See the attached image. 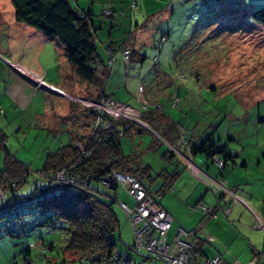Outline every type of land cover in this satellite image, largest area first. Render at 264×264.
Wrapping results in <instances>:
<instances>
[{
  "label": "rangeland",
  "instance_id": "rangeland-1",
  "mask_svg": "<svg viewBox=\"0 0 264 264\" xmlns=\"http://www.w3.org/2000/svg\"><path fill=\"white\" fill-rule=\"evenodd\" d=\"M88 1L89 4L87 0H77V5L85 8L89 5L92 8V21L97 28L95 42L105 61L108 60V56L103 41L107 40L109 33L113 37L131 34L130 40L134 43L136 54L145 55L141 62L125 61L121 52L116 51V58H111V62L107 61L109 69L114 72L106 83V94L115 101L119 99L120 103L132 101L134 106L140 101L139 95L143 93L141 84L147 93L150 91L160 94L163 90L168 92L172 89L174 100L168 101L165 108L168 113L175 116L183 114L185 117L186 111H189L188 115L196 113L204 122H210L216 113L221 127L216 132V129L210 126L207 135L216 133L213 136L214 139H218L219 133L222 141H227L233 150L236 152L240 150L237 162L245 159L247 163L245 166L237 165L226 175H229L233 181L243 184V186L237 184L239 190L244 189L262 202L264 197V26L252 20L244 10L261 7L264 5V0ZM132 2L135 4L132 5ZM111 7L118 12L124 10L125 14L115 17L104 15L103 11ZM162 36L165 38L161 39ZM57 55V52L51 55L45 51L40 59L50 71H53L56 62H59ZM170 81L171 84H168ZM125 82H134L136 85L134 88L132 85L126 87ZM38 91L40 93L38 99H42V95H44L43 100L48 97L57 98L43 89ZM159 96L160 101H163L164 96ZM185 103L188 105L182 111L180 108ZM79 104L84 107L81 106L84 110L81 111L83 115L79 113L77 118L47 116L46 126L36 124L30 116L23 114L22 109L15 114L9 112L7 118H1L0 125L7 135V147L19 160L25 162L29 170L27 180L16 189L19 195L29 196L36 186L41 190L48 187L50 182L54 183L40 173L47 153L70 142L72 137L81 139L92 133L88 123L92 121L97 107L95 105L88 107L82 102ZM200 108L203 109V113L207 111L208 116L200 113ZM52 112L62 111L54 107ZM86 117L88 121L85 127ZM228 134L233 138H229ZM124 141L127 140H123L124 144H131L129 141ZM146 141L147 139H143L142 146ZM170 149L175 150L173 145H170ZM160 165L162 166L160 160L155 158V169L158 170ZM191 168L192 172H196L193 166ZM200 178L208 184L204 177L198 179ZM123 182L126 185L131 184L127 181ZM210 185L213 190L224 189L214 182ZM174 187L176 190L179 188L177 184ZM212 189L207 191L209 200L218 196L215 195V198L210 196ZM117 194V200L113 203L120 220L119 232L116 235L117 250L121 253L129 251L133 258L131 264H165L151 257L144 247L137 251L129 250L134 233L120 201L133 204V199L121 184L118 185ZM169 194L162 196L161 203L168 207L174 216L173 226L168 232L170 240L178 228H185L183 223L188 225L192 223L193 226L196 224V221L192 220L186 222L185 218L188 214L195 215L197 211L203 214L202 211L205 212L210 207L206 208L203 206L206 204L200 202L195 204L187 201V204L183 205L182 197L176 198L175 194L172 196ZM234 198L238 200L236 202L242 203L244 208L246 206L255 219L257 215L259 219L262 217L259 211L249 206L248 201L239 196ZM222 202L223 206L220 210L223 214V209L228 210V207H224L226 205L224 199ZM229 202L233 203L232 200ZM21 214L22 217L18 219L14 233L10 234L4 230L0 232V264L22 263V249L28 248L29 242L33 240L37 241L36 246L30 248L34 264L46 263V257L51 260L64 258L61 251L64 240L59 237L61 230L37 226L36 222L41 219V215L35 207L24 205ZM4 221L5 218L1 219L0 224ZM236 222L238 223L234 220L230 223L237 224ZM183 234L187 235L185 232ZM41 236L56 241L53 252L48 253L46 257L39 253Z\"/></svg>",
  "mask_w": 264,
  "mask_h": 264
},
{
  "label": "trees",
  "instance_id": "trees-1",
  "mask_svg": "<svg viewBox=\"0 0 264 264\" xmlns=\"http://www.w3.org/2000/svg\"><path fill=\"white\" fill-rule=\"evenodd\" d=\"M10 1L17 22L36 28L46 37L58 39L63 45L66 59L76 76L82 81L97 83L100 86L98 95L92 99L100 100L103 97H110L105 94L104 89L106 80L110 75L108 62H111V58L114 59L116 51L121 52L122 59L125 61L141 62L145 57L143 54L141 56L136 54V50L132 46L133 42L130 40L131 34L119 38L108 34L107 40L103 41L108 62L100 56L102 69L99 70L96 65L97 55H99L95 42L97 28L92 21L93 10L89 5L87 8L79 6L77 0ZM134 4L135 2H132V5ZM244 13L264 26V5L256 9L244 10ZM103 14L115 17L125 14V11L118 12L111 7L105 9ZM164 38L165 36H162L161 39ZM127 47L130 48V54L128 58H125L123 50ZM116 102L120 106H128L118 100ZM150 105L147 103L142 105V116H138L135 111L132 116L94 112L92 121L88 123L89 129L92 130L91 134L81 139L72 137L70 142L47 153L40 173L54 183L50 182L48 187L41 190L36 186L34 191L25 197L19 195L16 189L27 180L28 167L7 147V135L0 125V192L4 194V196H0V220L6 219L0 224V232L4 230L10 234L14 233L18 219L22 217V207L24 205L32 206L41 215V219L36 222V225L39 227L48 226L51 229L59 228L61 230L59 237L64 240L61 245L64 258L51 260L46 256L53 252L56 241L43 236L40 237L42 244L39 247V253L46 257V263L43 262L42 264H121L122 262L131 264L133 258L129 251L126 250L121 253L116 246L120 220L113 203L117 200L118 185L121 184L126 193L133 199V204H128L123 200L120 203L132 209L138 205V200L129 193L121 182L115 180L112 185L105 183L106 176L113 175L115 171L135 176L143 187L146 196L171 216L168 210L162 206L161 198L166 193L171 195L174 193V183L182 174L194 179V181L196 180V183H199L205 191L212 189V185L207 184L201 178L198 179L200 176L192 172L185 158H190L195 165H198L207 175L219 183L224 182L220 181L223 170L227 168L230 171L237 165L245 166L247 164L245 159L237 162L240 150L236 152L230 147V144L224 143L219 133L217 134L218 139H214L216 133L213 134L214 136L207 135L210 126H213L216 132L221 127L216 113L210 122H204V120H200V116L197 117L196 113L188 115L190 112L186 111L185 117L183 114L171 117L164 111L156 113L153 111L154 107L151 108ZM187 105L185 103L180 109L183 111ZM202 110L200 108L199 112L207 115L208 112L203 113ZM146 112L150 113V116ZM0 114L5 116L1 104ZM152 115L153 119H161L164 123L158 126L151 124L149 118ZM173 129L176 131L177 137L174 141L168 137L169 134L167 135L168 131ZM156 133L162 136L164 140L156 136ZM142 135L144 139L147 138L148 140L145 150L154 155L158 154V157L161 158L162 166L160 165L158 170L155 169V160L143 163L141 161L142 155L139 154L141 152L133 148L135 146L133 140ZM228 137L233 138L229 134ZM124 139L127 140L124 142L129 141L131 144H124ZM170 145H173L174 151L170 149ZM194 157L199 158L198 162L194 160ZM218 160H220V164ZM213 164L217 170V175H211L207 171V167ZM59 172L64 174L62 179L58 177ZM221 184L224 189H212V193L218 195L216 196V206L203 205L206 208L210 207V211L208 213L202 211L203 214L196 225V229L193 228L194 230L191 231L182 227L178 228L169 240L168 232L173 226V217L171 216L170 226L163 236L170 249L174 246L179 232L181 239L195 241L192 250V264L210 260L215 256H219L222 264H226L221 254H215L205 259L197 258L203 239L197 235L196 231L215 214L216 210L222 208V200L225 197H228L229 201L235 200L234 195L238 197L232 189L225 187L223 183ZM224 209V212L227 211ZM126 215L134 233L133 243L129 250H140L141 247L136 246L137 236L134 231L137 225L134 226L131 222L134 213L126 212ZM261 220L264 224L263 217ZM142 224L143 222L139 223V225ZM252 228L264 233V229L258 227L255 218ZM183 232L188 236L186 235V237ZM152 235L161 237L157 231H154ZM212 239V236H209V241ZM36 243V240L30 241L28 248L22 249V263L12 262L9 264H34L30 248L35 247ZM144 248L147 250L146 247ZM250 249L252 252L251 259L239 264H246L251 261L257 264L261 259L260 251L257 248L252 246ZM147 252L151 257L168 264L163 258H159L148 250Z\"/></svg>",
  "mask_w": 264,
  "mask_h": 264
},
{
  "label": "crops",
  "instance_id": "crops-1",
  "mask_svg": "<svg viewBox=\"0 0 264 264\" xmlns=\"http://www.w3.org/2000/svg\"><path fill=\"white\" fill-rule=\"evenodd\" d=\"M87 2L89 4L88 0ZM109 34L112 35L111 33ZM97 50L99 53L100 50L98 48ZM45 51H47V54L51 55L54 52L58 53L57 57L59 62H56L53 71H50L49 67L45 66L44 62L40 59L41 54ZM100 56L101 53L97 55L98 59L96 62L99 70L102 69ZM116 56L117 55L115 53L114 59ZM102 59L104 60V58ZM11 64L20 66L22 69L36 77L41 78L43 76L42 78L45 82L61 91L63 95L43 89L46 92H50L57 98L50 99L48 97L43 100L44 95H42V99H38V95L40 94L38 90L42 89L36 87L34 83L29 81L26 77L15 72L11 67ZM41 71L44 73H41ZM160 71L162 70L160 69ZM113 72L114 70H110V75ZM110 75L108 76L106 83L108 82ZM120 82H122V79ZM168 84H171V81L168 82ZM131 85L134 88L136 84H134V82H125L126 87H130ZM99 87L100 86L97 83L82 81L76 76L71 65L66 59L63 45L58 39L46 37L36 28L17 22L14 16V8L11 1L0 0V104L3 108V112H5V116L2 115L3 113L0 114V121L1 118L6 117L9 112H14L15 114L21 109L24 111L23 114L30 116L31 120L41 126H46L47 121H45V119L47 116L52 118L53 116L61 115L77 118L78 114L81 113V111H84V107L81 105L83 107L82 108L79 104L80 102L74 99L72 100L71 97L92 99L98 95ZM141 88L143 89V93L139 95L138 100L140 101H137L134 106L132 101L126 103L138 116H142V105L147 103L148 105L151 104V108L154 107L153 111L156 113L164 111L171 117H175V115L168 113V110L165 109L168 105V101L174 100V93L172 92V89L168 92L163 90L160 94H155L150 91L147 93L143 84H141ZM105 90L106 88L104 89L106 94ZM159 95L164 96L163 101H160L161 97ZM155 105L161 106L156 107ZM50 106L52 107L50 108ZM54 107L62 112H52ZM146 113L150 116V113ZM81 115H83V112ZM152 117L153 115L149 118L151 124L153 123L158 126L164 123L161 119H153ZM87 121L86 117V121L84 120L85 127ZM54 126L55 125H53V127ZM175 133L176 131H174V129L169 130L167 133V135L169 134L168 137L172 141L177 139ZM156 136H158L161 140H164L158 133H156ZM143 139L142 135L140 137L137 136V138L133 140V144L135 145L133 148L136 150L138 149V152H141L139 153L142 155L141 161L143 163L153 162L155 158L160 160L161 158L158 157V154L154 155L145 150V145H147L148 140L144 146H142ZM224 143L227 142L224 141ZM194 158L196 161L199 159L198 157ZM207 171L211 175H217L214 165L208 166ZM228 172V170L227 172L223 170V176H220L221 180L224 181V184L232 189L239 197L248 201L249 206L253 210L259 211L264 219V197L262 202H259V199L254 197L251 193H248L244 189L239 190L237 188V184L239 183L241 186H243V184L239 181H233L229 175H226ZM195 181L192 178L186 177L185 174H182L174 183V186L177 184L179 188L176 190L174 187V193L172 195L175 194L176 198L182 197L181 199H184L182 203L183 205H186L187 201L188 203L192 202L196 204L197 202H200L210 207L214 206L216 203V194L212 193L210 196L212 198L214 196L215 199L209 200L207 198L208 190L205 191L204 188H202V186L199 183L197 184ZM239 192L242 194H239ZM236 201L238 200H234L233 203H230L228 197H225L224 202L226 205H224V207H228V210L223 212L225 215L221 213L222 211L220 209L216 210L215 214L211 216L198 231H196L197 235L203 239L200 244V252L197 254L198 259L210 258L215 254H221L226 264L245 263L251 259L252 252L250 248L254 246L260 251L261 256V259L257 262V264L264 263V233L252 228L254 220L253 215H251L246 206L244 208L242 203ZM162 206L170 213L168 207L164 204H162ZM171 216L174 221V216L172 214ZM201 217L202 214H199V211H197L195 212V215L188 214L185 218L186 222L190 220L194 222L196 221L194 226L192 223L188 225L177 222V224H182L187 230H192L193 228L196 229V225ZM234 220H237L238 223H230ZM209 236H212L213 238L210 241Z\"/></svg>",
  "mask_w": 264,
  "mask_h": 264
},
{
  "label": "built area",
  "instance_id": "built-area-1",
  "mask_svg": "<svg viewBox=\"0 0 264 264\" xmlns=\"http://www.w3.org/2000/svg\"><path fill=\"white\" fill-rule=\"evenodd\" d=\"M109 13V11H107ZM123 54L125 58H128L130 54V48L127 47L123 50ZM11 67L15 72L18 74L26 77L29 81H32L35 83L36 87H45L48 88L51 91H59L58 89L54 88L53 86L49 85L47 82L44 81V79L41 77H36L32 75L31 73L27 72L26 70L22 69L18 65L11 64ZM74 100H78L79 102H82L85 106L90 107V105H95L97 108L95 109V112H107L109 114L113 115H128L132 116L134 113V110L128 106H120L115 100L109 98V97H103L100 100L95 99H89V98H77V97H71ZM131 113V114H130ZM191 168V166L194 167L196 170V174H198L200 177H204L208 184L211 182L216 183V185L220 188H223L224 186L219 183L216 179L213 177L207 175L205 172H203L201 169L195 166V164L192 162L190 158H185ZM219 164L221 163L220 160H218ZM192 169V168H191ZM64 176L63 172L58 173V177L62 179ZM117 180L123 184L125 188L128 189L129 193L132 194L137 200L138 205L134 208H129L123 203H120L121 206L125 209L128 213H134L131 222L135 227V235L137 236L136 246L139 247H146L147 250L152 253L159 256V258H163L166 260L168 264H192L193 260V244L195 241L193 240H184L180 238V232L176 236V242L174 243V246L172 249H170V246L165 243L164 235L166 230L169 228L171 223V216L167 214L165 210H163L156 202H154L152 199L146 196L145 191L143 187L141 186L140 182L135 178L133 175H126L123 173H120L118 171H115L113 175L106 176L104 181L108 185H112V183ZM123 181H127L131 183L130 185L124 184ZM227 191V190H226ZM230 192V191H228ZM230 194H233L230 192ZM0 196H4L3 193L0 192ZM236 197V195H234ZM238 198V197H237ZM209 209H206L205 212H209ZM256 220L258 223V227L264 229V224L259 219V216H256ZM140 222H143L142 225H139ZM154 231H157L161 237H154L152 234ZM197 264H222V260L219 256H215L214 258L200 262ZM239 264V263H235ZM246 264H254V261L248 262Z\"/></svg>",
  "mask_w": 264,
  "mask_h": 264
},
{
  "label": "water",
  "instance_id": "water-1",
  "mask_svg": "<svg viewBox=\"0 0 264 264\" xmlns=\"http://www.w3.org/2000/svg\"><path fill=\"white\" fill-rule=\"evenodd\" d=\"M32 82V81H31ZM34 85H36L35 83H34ZM38 88H41V89H45V90H49L48 88H45V87H38ZM49 91H51V90H49ZM51 92H54V93H59V94H61V95H63V93L61 92V91H56V90H54V91H51ZM196 167H198L199 169H201L198 165H195ZM202 170V169H201ZM203 171V170H202ZM204 172V171H203Z\"/></svg>",
  "mask_w": 264,
  "mask_h": 264
}]
</instances>
